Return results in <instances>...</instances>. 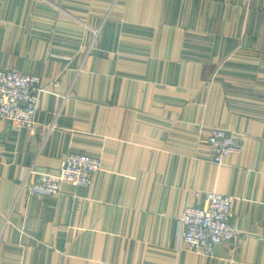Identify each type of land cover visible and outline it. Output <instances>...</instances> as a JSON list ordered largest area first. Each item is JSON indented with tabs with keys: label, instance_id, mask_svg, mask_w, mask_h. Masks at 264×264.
Listing matches in <instances>:
<instances>
[{
	"label": "crops",
	"instance_id": "obj_1",
	"mask_svg": "<svg viewBox=\"0 0 264 264\" xmlns=\"http://www.w3.org/2000/svg\"><path fill=\"white\" fill-rule=\"evenodd\" d=\"M0 70L40 77L36 125L0 121V264H264L259 0H0ZM212 127L243 137L211 161ZM98 157L86 187L20 192L30 167ZM232 199L234 243H179L195 192Z\"/></svg>",
	"mask_w": 264,
	"mask_h": 264
},
{
	"label": "built area",
	"instance_id": "obj_2",
	"mask_svg": "<svg viewBox=\"0 0 264 264\" xmlns=\"http://www.w3.org/2000/svg\"><path fill=\"white\" fill-rule=\"evenodd\" d=\"M260 9L264 12V0ZM40 77L28 72L0 70V121L15 128L33 129L36 125ZM211 161L220 165L224 159L239 154L243 137L223 128L212 127L206 138ZM98 157L69 153L57 173L39 171L30 167L20 179V192L39 197L58 194L63 183L73 187H86L100 170ZM202 205L184 208L178 217L179 243L197 255L211 257L215 247L224 242L234 243L237 233L231 226L232 199L229 195L205 191L195 192Z\"/></svg>",
	"mask_w": 264,
	"mask_h": 264
}]
</instances>
